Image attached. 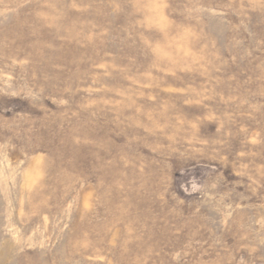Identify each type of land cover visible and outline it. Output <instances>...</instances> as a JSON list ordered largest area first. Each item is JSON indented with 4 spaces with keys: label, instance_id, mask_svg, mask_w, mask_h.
Here are the masks:
<instances>
[{
    "label": "rangeland",
    "instance_id": "374dc122",
    "mask_svg": "<svg viewBox=\"0 0 264 264\" xmlns=\"http://www.w3.org/2000/svg\"><path fill=\"white\" fill-rule=\"evenodd\" d=\"M0 264H264V0H0Z\"/></svg>",
    "mask_w": 264,
    "mask_h": 264
}]
</instances>
